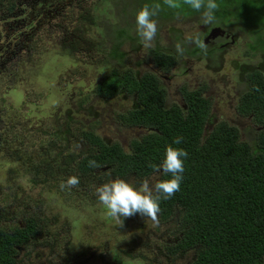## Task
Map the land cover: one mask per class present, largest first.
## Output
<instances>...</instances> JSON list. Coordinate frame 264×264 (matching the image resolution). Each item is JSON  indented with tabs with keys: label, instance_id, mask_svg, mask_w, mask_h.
Wrapping results in <instances>:
<instances>
[{
	"label": "rangeland",
	"instance_id": "374dc122",
	"mask_svg": "<svg viewBox=\"0 0 264 264\" xmlns=\"http://www.w3.org/2000/svg\"><path fill=\"white\" fill-rule=\"evenodd\" d=\"M103 1L95 2L93 14L100 16L99 21L105 26L99 28L80 23V32L77 25V5L57 4L58 0H16L15 11L12 13L0 5V42L3 43L0 45V53H4L0 58V77L2 70L14 68L24 79L19 81L21 85L13 89L0 82V105L5 110L15 106L12 112L7 110L11 112L10 115L0 116L4 124L3 127L0 126V146L5 143L4 148L7 150V145L23 140L27 152L26 161L28 163V158L33 157L34 164L37 156L50 146L56 137V131L66 132L70 138L71 151L80 154L84 147L90 148L88 142L83 145V140L77 132L80 128H89L112 142H119L125 149L129 148L131 141L149 132L143 126L125 123L122 118L124 114L128 120L129 110L135 104V99L129 92H126V95L120 91L108 97H100L95 92L100 80L114 65L134 68L140 73H156L167 89L168 106H186L185 99L183 100L184 88L203 90L204 96L211 101V106L213 104L208 130L219 121H227L239 128L241 139L255 140L258 126L249 116L236 110L241 98L237 102L235 97L240 92L243 95L249 88L236 64H249L252 61L251 55L246 53L256 46L258 38L256 35L251 38L250 32L253 25L264 22V0H216L217 9L225 11L222 16H218L215 10V20L211 24L221 23L238 34V43L231 44L225 55L212 59H204L202 55H199V58L192 54L191 57L184 55L183 57L189 58V63L185 62L186 59L181 60L182 55L177 53L176 44L181 43L184 49L188 47L189 42L185 40V36H192V31H196L198 25L203 23V9L196 15L178 14L163 18L157 14V33L150 48L158 44L159 47H165L167 53L175 55L181 68L170 72L163 71L155 64L151 52L146 47L140 51L136 48L130 49L126 57L127 65L118 62L116 58L105 56V51L112 45L113 24L101 18L100 10L106 13L104 17L115 19L119 26L131 27V34L135 36L136 20L131 13L137 11L142 3L149 5L156 0ZM179 7L184 13L193 9L185 2ZM121 8L125 9V13ZM168 8L164 5L161 10ZM233 25L245 29L239 31L231 28L235 27ZM84 30H87L86 35L90 34L95 41L100 38L99 30L104 31L107 44H103L100 50L78 51V58L60 56L59 48L63 49L68 40L81 35ZM261 34H264V30ZM250 39L253 43L249 45ZM135 43L128 40L122 48L132 47ZM32 47L38 52L37 55L30 52ZM262 49L264 50V45ZM29 56L34 67L22 64L29 62H25ZM263 57L264 52L256 53L254 60ZM26 83L28 85L23 89ZM85 97L86 100L81 104ZM71 118L72 123L69 125L68 120ZM18 145L20 146V142ZM29 177L20 174L14 179L6 170L3 171L0 180L9 186L0 188V226L13 228L18 221L24 220V215L26 218L38 217L43 233L33 238L31 244L26 247L31 254L40 251L42 257L52 255L51 261L55 264H66L63 258L65 248L71 249L70 253L73 254L69 264H184L188 259L186 256H192V252L178 255L172 251L173 245L177 243L174 242L177 233L174 232L172 224L161 222L162 225H155L150 217L141 215L124 217L122 221L115 220L116 218L108 215L106 208L99 204L96 207L98 216L104 217L95 222L96 218L90 216L91 212L82 211L78 201L65 199L72 197L70 188L63 195L56 194V198L53 194L50 195L49 199H56V205L51 206L49 201L44 200V194L39 193L38 187H30ZM80 178L82 186L80 191L75 192L82 197V191L88 186L91 188L89 197L96 196L99 186L94 175ZM145 181H148L153 189L154 182L157 181L156 176H149ZM63 187L64 183L61 188ZM137 214L139 213L135 215ZM59 216L60 220L56 221ZM74 220L79 224L77 229L71 226V221ZM99 222H105L109 229L102 228ZM96 223L99 224L95 226ZM56 231L57 234L52 236ZM107 237L112 239L111 242L103 244ZM67 241L70 245H67ZM127 251L136 255H126ZM25 254V250L17 254L19 264L28 262L29 257Z\"/></svg>",
	"mask_w": 264,
	"mask_h": 264
},
{
	"label": "trees",
	"instance_id": "16d2710c",
	"mask_svg": "<svg viewBox=\"0 0 264 264\" xmlns=\"http://www.w3.org/2000/svg\"><path fill=\"white\" fill-rule=\"evenodd\" d=\"M96 1L58 0L57 4L79 6L77 25L80 32V23L99 28L105 26L99 21L100 16L93 14ZM15 2L0 0V5L7 11H13ZM183 2L185 0H179L176 8L165 11L161 10L166 5L164 0L150 2L147 6L155 8L159 5L158 17L163 18L200 12L191 9L184 13L179 7ZM144 6L142 3L137 11L131 13L135 20L136 13ZM121 11L125 13L124 8ZM223 11L225 9H216L218 16H222ZM100 13L102 19L113 24L114 37L111 48L105 51L106 58H116L118 62L127 65L128 51L133 48L140 51L146 46L141 43L137 33L135 36L131 34V27L119 26L115 19L104 17L106 13L101 10ZM86 32L84 30L81 35L68 40L63 49L59 48L60 56L78 58V51L100 50L103 44H107L104 31L99 30L100 38L97 41L90 34L86 35ZM128 40L138 44L123 49ZM158 47L155 44L146 49L151 52L158 66L169 71L176 63V57ZM185 50H189V47ZM202 51L196 45L189 53L201 55ZM254 61L253 69L236 64L238 70L240 67L241 73L246 75L244 81L249 87L240 96L237 108L258 126L254 142L241 139L239 128L227 121H219L212 129H207L211 101L204 96L203 90L184 88L187 108L179 104L168 106L167 89L156 73H140L134 68L114 65L100 80L97 93L108 97L120 91L129 92L135 104L129 110L128 120L124 114L122 118L129 125L145 127L149 130L147 134L135 138L130 142V147L125 149L119 142H112L89 128H80L77 130L79 138L83 140V145L88 142L90 148L84 147V151L78 154L70 150V138L66 132L56 131V137L48 149L37 156L34 164L33 157L28 158V163L26 161L27 152L23 140L19 141L20 146L17 143L10 145V158L18 162L9 165L6 171L14 179L20 174L30 176L32 189L38 187L39 193L46 190L55 197L63 183L66 186L71 177L78 178V183L71 185L72 188L81 187L80 177L89 175H94L95 181L100 184L111 181L113 177V180H129L139 186L153 173L156 182L166 178L162 171L149 165H159L166 147L172 144L175 137H182L179 147L186 149L188 156L184 162L180 189L170 198L161 199L156 219H150L159 225H162L161 222L172 224L177 233V238H174L177 243L173 245L172 251L182 255L191 249L193 255L188 264H264V57ZM258 63L262 68L257 67ZM30 67L34 66L30 64ZM20 80L24 79L17 77L15 72L2 75V83L7 87L12 88ZM71 123L72 118L68 120V124ZM89 160H95L98 166L90 167ZM123 219L116 217L115 220ZM99 223L102 228L109 229L105 222ZM40 225L38 217H27L13 228L0 226V264H18L19 246H29L33 238L41 235L43 232ZM131 253L126 252L128 255Z\"/></svg>",
	"mask_w": 264,
	"mask_h": 264
},
{
	"label": "clouds",
	"instance_id": "9594fccd",
	"mask_svg": "<svg viewBox=\"0 0 264 264\" xmlns=\"http://www.w3.org/2000/svg\"><path fill=\"white\" fill-rule=\"evenodd\" d=\"M169 8H176L177 0H164ZM191 8L202 12V21L209 24L215 20V10L218 5L216 0H185ZM159 5L155 8L144 6L136 13V33L140 37L141 43L146 47H151V41L157 33V23L154 17L158 14ZM185 40L195 43L201 49H206V45L198 36L186 35ZM176 51L183 55L185 49L181 43L176 44ZM182 137H175L172 144L166 147L164 157L159 165L150 164V167L162 171L165 179H161L154 185V190L150 188L148 181H144L139 186L124 179H115L104 183L97 189V199L103 203L108 215L112 217H128L139 213L146 217L156 219L160 208L161 199L170 198L179 191L183 180L184 162L188 156L186 149L179 147ZM90 167H97L95 160H89ZM170 174V175H168ZM69 185L78 183L77 177L68 179Z\"/></svg>",
	"mask_w": 264,
	"mask_h": 264
},
{
	"label": "flooded vegetation",
	"instance_id": "af4514ba",
	"mask_svg": "<svg viewBox=\"0 0 264 264\" xmlns=\"http://www.w3.org/2000/svg\"><path fill=\"white\" fill-rule=\"evenodd\" d=\"M15 10H13V11H8V12H10V13H12V12H14ZM194 15H196V14H194ZM212 23V22H211ZM211 23H209V24H204V23H201V24H199L198 25V27H197V29H196V31H192V36H198L199 37V39L206 45V49H203V51H202V53H201V55H202V58H204V59H212V58H214V57H220V55H222V54H224L225 55V53H228V52H226V50L228 51L229 50V46L232 44V45H235L236 43H238V34H236L235 32H233L232 30H230L228 27H226V26H223L221 23H217V24H211ZM0 24H1V22H0ZM233 26H235V27H231V26H229V27H231V28H236V29H238L239 31L241 30V29H245L244 27H241V26H238V25H233ZM216 27H221V28H223V31H217L216 32V34L214 35V36H211L210 37V35H211V31H212V29L213 28H216ZM255 29V30H252V29ZM251 32H250V36H251V38H253V36L254 35H256L257 36V38H258V41H257V43H256V46L255 47H252L251 49H249V52H245L246 54H248V55H251V57H252V61L249 63V64H242V65H245L246 67H243V68H247V69H253L254 68V66H253V64H252V62H254V58H255V54L256 53H260V52H264V50L262 49L263 48V45H264V34H261V31L263 32V30H264V22H262V23H259V25H256V26H252L251 27ZM253 43V40L252 39H250V42L248 43L249 45L250 44H252ZM3 43L2 42H0V45H2ZM248 45V46H249ZM188 47H189V50H191V49H193L195 46H196V44L195 43H188V45H187ZM159 50H163V51H165L164 49H165V47H159L158 48ZM157 49V50H158ZM189 50H185L184 51V53H183V55H182V58H181V60H184V59H186L185 60V62H190L188 59L189 58H187V57H183L184 55H187L188 57H191L190 56V53H189ZM36 51V49L34 48V47H32L31 48V51L30 52H32V53H34L35 55H37L38 54V52H35ZM4 55V53H0V58H2V56ZM196 56H198V58H199V55H196ZM42 59H43V57H41ZM200 60V59H199ZM29 61V62H28ZM25 62H28V63H24V62H22V64L25 66V65H27V66H30V64L32 65V66H34L32 63V60H31V57L29 56V58L27 59V60H25ZM191 63L192 64H194V62L191 60ZM35 64H37V63H35ZM156 64V63H155ZM157 65V64H156ZM158 66V65H157ZM257 67L258 68H262V65L261 64H257ZM24 68V67H23ZM181 68V66L179 65V63L178 62H176L174 65H172L171 66V68H170V70L169 71H167V70H164L163 68H161L163 71H165V72H170V71H172V70H176V69H180ZM239 69H240V67H239ZM12 72H15V74L17 75V77H22L20 74H19V72H18V70H16V69H14V68H10V69H4V70H2V75L3 76H6L7 74H11ZM72 74V73H71ZM245 77H246V75H244V78H243V81L245 80ZM2 81V76L0 77V82ZM19 85H21L20 84V82L19 83H17L15 86H13L12 87V89L13 88H15V87H17V86H19ZM24 89V88H23ZM96 93H97V91H95ZM126 95H127V93L126 92H124ZM98 94V93H97ZM203 94H204V92H203ZM242 95V92H240V94L239 95H237L236 97H235V101H239V99H240V96ZM98 96H100V97H102L101 95H98ZM206 97V96H205ZM207 98V97H206ZM185 98L183 97V100H184ZM86 100V97L85 98H83L82 99V101L84 102ZM240 102V101H239ZM185 108H187V104H186V106L185 105H183ZM212 106H213V104H212ZM212 106H211V109H210V112H209V116H208V120H211L210 119V115H211V110H212ZM14 107L15 106H13V107H8L7 108V110L8 111H13V109H14ZM238 107V106H237ZM236 107V110L238 109ZM7 110H5L4 109V107H2L1 105H0V116H5V115H10L11 114V112H8ZM3 124H2V121L0 120V126H2ZM207 127H209V123L207 124ZM213 128V127H212ZM2 140V138L0 137V141ZM17 144L19 143V142H16ZM13 145L15 144V143H12ZM12 144H10V145H12ZM10 145H7L8 147L10 146ZM5 147V143L3 144V146H0V178H1V175H2V173H3V171L4 170H6L7 168H8V166L9 165H12V164H14V163H16V162H18V161H13L11 158H10V154H11V152H12V149H8L7 148V150L4 148ZM153 175H155L154 173L153 174H151L150 176H153ZM112 180H113V177L111 178ZM111 180V181H112ZM128 182H130V183H132V184H135L134 182H132V181H129L128 180ZM103 184H100V183H98V186L100 187V186H102ZM9 186V184H7L6 182H4V181H1L0 180V188H3V187H8ZM68 188H70L71 190H70V192H73V194L71 193V195H72V197H69V198H65L66 200H68V201H72V202H79V204L81 205V209H82V211H88V212H91V215L90 216H92V218H96V220H94L95 222L96 221H99V218H100V221H101V219H102V217H104V216H98V214H99V212L96 210V207H97V204H99L100 206H103V207H105L104 205H103V203L102 202H100L98 199H97V195L96 196H93L92 198L91 197H89V195H90V193H91V188H89L88 186L87 187H85V190H83L82 192L84 193V195L82 196V197H80V195H79V193H76L75 191H80V187H78V188H72V186L71 185H69L68 183L66 184V186H64L63 188H61L56 194L58 195V196H60V195H63L64 193H65V191L68 189ZM75 191H74V190ZM42 192V191H41ZM42 194H44V200H46V201H49L50 202V205L51 206H55L56 205V199H49V196L50 195H52V193L50 194H48V192L45 190H43V192H42ZM55 194V195H56ZM27 195H29V194H27ZM49 195V196H48ZM30 196V195H29ZM31 197V196H30ZM56 198V197H55ZM61 198V197H60ZM43 200V201H44ZM70 204H72V203H70ZM91 205V206H90ZM62 207H64V206H62ZM86 209V210H85ZM79 216V215H78ZM78 216H76L77 218H78ZM24 217V216H23ZM116 218V217H115ZM25 219H27V218H24V220H22V221H25ZM58 220H60V216H59V218H57L56 219V221H58ZM89 220H91V219H89ZM88 220V221H89ZM22 221H18V222H22ZM71 223H72V227H74V229H77L78 227H79V224L74 220V221H71ZM84 223H86V222H84ZM155 225H157V224H159L158 222H153ZM95 226H96V224H95ZM84 227V226H83ZM108 230V229H107ZM57 234V231L56 232H53L52 233V236H55ZM106 240H104L103 241V244H107V243H110L111 242V238L110 237H107V238H105ZM67 245H70V243L67 241ZM101 246H102V244H101ZM26 247H28V246H19V251H22V250H25L26 251V256H28L29 257V260H28V262L26 263V264H55L54 263V261H51V258L53 259V257H52V255H51V257H50V255H47V258H45V257H42L41 256V252L40 251H36L35 253H30L27 249H26ZM73 247V246H72ZM51 250L52 249H50V252H51ZM65 250H66V252H65V254L63 255V258H64V260L66 261V264H69V262H70V260H72L73 259V254H71L70 253V250L71 249H69V248H65ZM192 250L190 249V250H187V251H185V252H183V254L184 253H186V252H191ZM49 254H51V253H49ZM125 254H126V252H125ZM97 255V254H96ZM96 255H94V257L96 256ZM126 255H128V254H126ZM131 255H136V253H134V252H132L131 253ZM193 255V254H192ZM190 256L191 255H187L186 256V258H188L186 261H185V263L184 264H188L189 263V260H190ZM138 258H140L141 259V257H138ZM185 258V259H186ZM95 260H96V258H94ZM99 259H101V256H99ZM102 260V259H101ZM101 263H103L102 261H100ZM20 262H18V264H19ZM133 263V262H132ZM22 264H24V263H22Z\"/></svg>",
	"mask_w": 264,
	"mask_h": 264
},
{
	"label": "water",
	"instance_id": "95a60500",
	"mask_svg": "<svg viewBox=\"0 0 264 264\" xmlns=\"http://www.w3.org/2000/svg\"><path fill=\"white\" fill-rule=\"evenodd\" d=\"M217 31H223V28L221 27H216V28H213L212 31H211V36H214L216 34Z\"/></svg>",
	"mask_w": 264,
	"mask_h": 264
}]
</instances>
